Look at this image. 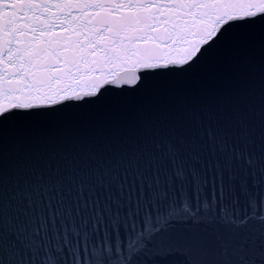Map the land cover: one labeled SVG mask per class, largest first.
<instances>
[{
  "label": "snow or ice",
  "instance_id": "snow-or-ice-1",
  "mask_svg": "<svg viewBox=\"0 0 264 264\" xmlns=\"http://www.w3.org/2000/svg\"><path fill=\"white\" fill-rule=\"evenodd\" d=\"M0 264H264V0H0Z\"/></svg>",
  "mask_w": 264,
  "mask_h": 264
}]
</instances>
